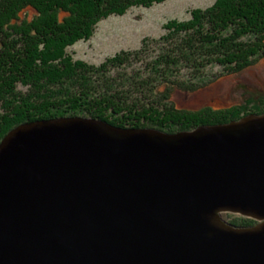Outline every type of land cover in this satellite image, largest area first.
<instances>
[{
	"label": "water",
	"instance_id": "water-1",
	"mask_svg": "<svg viewBox=\"0 0 264 264\" xmlns=\"http://www.w3.org/2000/svg\"><path fill=\"white\" fill-rule=\"evenodd\" d=\"M0 264H264V114L177 133L19 125L0 143Z\"/></svg>",
	"mask_w": 264,
	"mask_h": 264
},
{
	"label": "trees",
	"instance_id": "trees-1",
	"mask_svg": "<svg viewBox=\"0 0 264 264\" xmlns=\"http://www.w3.org/2000/svg\"><path fill=\"white\" fill-rule=\"evenodd\" d=\"M165 1L0 0V143L21 124L57 118L177 133L263 115L264 100L252 107L187 111L168 99L175 89L192 92L194 82L208 80L206 70L241 72L264 57V0H218L195 9L191 19L167 23L165 35L152 44L100 66L70 51L91 40L101 21ZM135 65L140 68L126 73ZM242 221L229 223H258Z\"/></svg>",
	"mask_w": 264,
	"mask_h": 264
},
{
	"label": "rangeland",
	"instance_id": "rangeland-1",
	"mask_svg": "<svg viewBox=\"0 0 264 264\" xmlns=\"http://www.w3.org/2000/svg\"><path fill=\"white\" fill-rule=\"evenodd\" d=\"M217 1L167 0L149 8H132L123 15H113L101 21L91 40L77 43L70 51L75 59L100 66L108 58L137 52L144 43L152 44L153 39L165 35V27L170 21H187L191 19V11L209 8ZM139 68V65H135L132 68L134 70H127L126 73L130 74ZM205 72L209 79L203 83L194 82L192 92L179 89L171 91L168 100L173 107L187 111L205 108L224 110L236 106L248 107L264 100V57L241 72L223 73L220 68ZM180 81L185 80L180 78ZM165 89L163 86L158 91L165 92ZM222 216L226 221L237 224H241L244 218L249 219L232 212H224Z\"/></svg>",
	"mask_w": 264,
	"mask_h": 264
},
{
	"label": "flooded vegetation",
	"instance_id": "flooded-vegetation-1",
	"mask_svg": "<svg viewBox=\"0 0 264 264\" xmlns=\"http://www.w3.org/2000/svg\"><path fill=\"white\" fill-rule=\"evenodd\" d=\"M253 219V218H252ZM256 220V219H255Z\"/></svg>",
	"mask_w": 264,
	"mask_h": 264
}]
</instances>
